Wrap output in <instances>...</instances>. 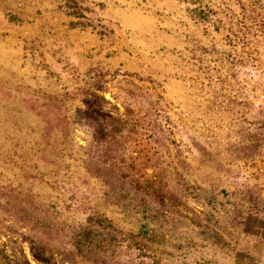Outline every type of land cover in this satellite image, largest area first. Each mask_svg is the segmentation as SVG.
Segmentation results:
<instances>
[{"label": "rangeland", "instance_id": "1", "mask_svg": "<svg viewBox=\"0 0 264 264\" xmlns=\"http://www.w3.org/2000/svg\"><path fill=\"white\" fill-rule=\"evenodd\" d=\"M3 200L32 264H264V0H0Z\"/></svg>", "mask_w": 264, "mask_h": 264}, {"label": "trees", "instance_id": "2", "mask_svg": "<svg viewBox=\"0 0 264 264\" xmlns=\"http://www.w3.org/2000/svg\"><path fill=\"white\" fill-rule=\"evenodd\" d=\"M86 115L88 116V120L91 121L92 127L94 129V136L100 137L101 139L107 136L108 132L106 131V119L108 112L103 108H95L92 104L86 103ZM110 117V116H109ZM6 205V202H0V217L3 213V207ZM36 217L39 220L45 221L47 220V214L43 213L41 210L37 213ZM146 230L142 228L144 235H149V237H153L154 229L149 228V224L144 225ZM144 229V230H143ZM15 232L12 231V225L3 224L0 225V264H32L31 261L26 257L24 252L20 249L16 250L13 248H8L5 241L2 239L3 235L13 236L18 238L22 237L28 243V247L33 259L39 263H47L46 258L44 257L45 249L41 243V239L37 236L26 235L23 232ZM153 235V236H152ZM145 237V236H144ZM39 239V240H38ZM138 245V244H136ZM138 249H141V246H138Z\"/></svg>", "mask_w": 264, "mask_h": 264}]
</instances>
